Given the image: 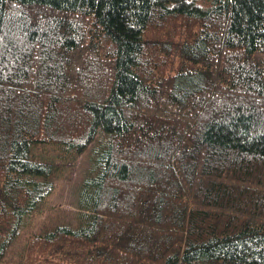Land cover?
I'll list each match as a JSON object with an SVG mask.
<instances>
[{
    "label": "trees",
    "instance_id": "trees-1",
    "mask_svg": "<svg viewBox=\"0 0 264 264\" xmlns=\"http://www.w3.org/2000/svg\"><path fill=\"white\" fill-rule=\"evenodd\" d=\"M85 150L77 209L28 231ZM9 255L264 264V0H0Z\"/></svg>",
    "mask_w": 264,
    "mask_h": 264
},
{
    "label": "rangeland",
    "instance_id": "rangeland-1",
    "mask_svg": "<svg viewBox=\"0 0 264 264\" xmlns=\"http://www.w3.org/2000/svg\"><path fill=\"white\" fill-rule=\"evenodd\" d=\"M56 151V152H55ZM62 149L57 148L54 150L55 154L60 157ZM53 154V153H52ZM60 168L55 171L53 178L54 185L51 192L45 197L40 213L30 222L26 219V222H30L28 231L44 228L40 224V219L46 213H50L57 209L63 210H75L76 204L74 203V194L77 185L79 184L85 169L89 165L87 160V150L83 151L76 157H65V161H62ZM25 241H17L16 246H12L11 250H19L24 245ZM15 245V244H14ZM17 258V255L8 256V264H12L13 260Z\"/></svg>",
    "mask_w": 264,
    "mask_h": 264
}]
</instances>
